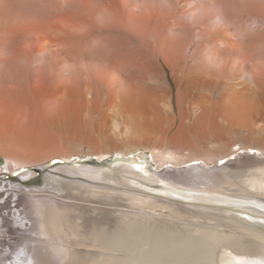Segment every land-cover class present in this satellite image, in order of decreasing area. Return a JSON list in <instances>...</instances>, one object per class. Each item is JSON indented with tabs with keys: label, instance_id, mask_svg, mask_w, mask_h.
<instances>
[{
	"label": "bare ground",
	"instance_id": "6f19581e",
	"mask_svg": "<svg viewBox=\"0 0 264 264\" xmlns=\"http://www.w3.org/2000/svg\"><path fill=\"white\" fill-rule=\"evenodd\" d=\"M159 1L124 10L139 26L59 24L55 38L38 26L34 48L17 43L16 73L30 83L35 50L75 43L51 59L38 109L83 151L22 173L4 158L0 264H264V0ZM68 59L95 67L64 72ZM92 158L111 162H81Z\"/></svg>",
	"mask_w": 264,
	"mask_h": 264
},
{
	"label": "rangeland",
	"instance_id": "374dc122",
	"mask_svg": "<svg viewBox=\"0 0 264 264\" xmlns=\"http://www.w3.org/2000/svg\"><path fill=\"white\" fill-rule=\"evenodd\" d=\"M147 1L153 2V0ZM147 1L0 0V157L3 159H9L11 163V168H9L10 171L15 170L16 172L14 171V173H22L27 168L35 169L41 167L36 164L43 163L53 154H66L69 150H76V152L83 151L82 148L75 149L73 146L67 148L63 145L58 136L44 127L38 109L39 102L42 101L46 97L45 94H47L44 79L48 76L49 65L52 62L51 59L58 58L62 48H70L71 50H74L76 47L75 43L70 41L62 42L59 45L56 43L55 47L57 48L54 47L55 53L53 52V54L35 50V57L32 60V63H34L33 67L35 66V68H33L35 69V74L32 76L34 79L33 83L28 82L24 72H22L21 78H18L15 64V49L17 43H22L23 47L27 46L26 44L29 43L28 46L31 45L34 48L36 46V41L33 42L29 37H35L36 32V37L41 35L42 31L38 26H49V28L54 31L52 32L53 34L51 33L54 38L58 35H64V33L58 29L59 26H64V24L75 28L83 25H100L113 22H126V24L129 23L128 25L135 24L136 26H139L141 23L136 21L134 17V20H131L132 17L130 15L125 16V12L128 9H132L133 12L138 14L142 11L146 12L147 10H150V8L160 10L158 9L160 6L159 0H155L151 3L152 5L150 3L148 4ZM226 4L227 3L224 2H218V6ZM125 9L126 11H124ZM120 14L122 15L121 18L118 16ZM185 15L191 16V11L186 12ZM127 17H129V19H127ZM54 26H56L57 29H55ZM19 39L20 41H18ZM103 43L106 44L105 41H103ZM24 53L25 51H23V54ZM50 56L53 57L50 58ZM23 60H25V54L23 55ZM102 63L107 65L106 61H103ZM63 64L64 72H68L69 68H78V66H81L80 68L83 67V69L87 66L89 68L95 67L93 64H88L84 61L76 62L70 59L63 61ZM44 66H48L46 67L47 69ZM216 67L218 66H215V74L218 75L219 79L221 78V81V75L223 76V73L220 71L219 67ZM218 71H220V73H218ZM234 72L229 78V82L234 83L236 81L235 77L238 75ZM165 73L167 82L170 84L173 93H175L174 95L176 99V87L172 81V76L168 70H165ZM105 79L107 80L108 78L106 77ZM222 89L225 91V88L218 89L216 95L223 92ZM175 99L174 103H176ZM18 102L22 105L21 111L18 109ZM102 114L103 108L94 113V127H96L97 123L100 121ZM119 149L120 148L117 146L98 144L97 149L94 150V152H109L112 154ZM85 151L87 150L85 149ZM148 154H150V161L155 166L163 168L161 163L153 157L151 152H148ZM57 172L62 173L61 171ZM2 179L3 178L1 177L0 182ZM53 193H56L59 197L60 195L61 197L63 196L59 192L54 191ZM5 197H7V194H5ZM30 235L33 239H35L36 236L39 237L37 231Z\"/></svg>",
	"mask_w": 264,
	"mask_h": 264
},
{
	"label": "water",
	"instance_id": "95a60500",
	"mask_svg": "<svg viewBox=\"0 0 264 264\" xmlns=\"http://www.w3.org/2000/svg\"><path fill=\"white\" fill-rule=\"evenodd\" d=\"M81 162H86V163H89L91 165H103V164H109V162H111V160H109L108 162H99L96 158H92V159H85ZM4 163V159L0 157V164Z\"/></svg>",
	"mask_w": 264,
	"mask_h": 264
}]
</instances>
